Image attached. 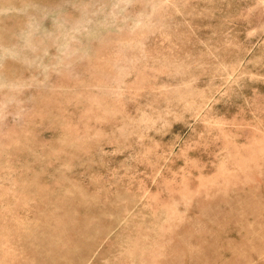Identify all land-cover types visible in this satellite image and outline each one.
<instances>
[{"label": "rangeland", "instance_id": "rangeland-1", "mask_svg": "<svg viewBox=\"0 0 264 264\" xmlns=\"http://www.w3.org/2000/svg\"><path fill=\"white\" fill-rule=\"evenodd\" d=\"M0 264H264V0H0Z\"/></svg>", "mask_w": 264, "mask_h": 264}]
</instances>
